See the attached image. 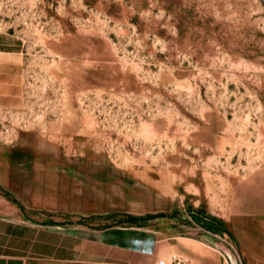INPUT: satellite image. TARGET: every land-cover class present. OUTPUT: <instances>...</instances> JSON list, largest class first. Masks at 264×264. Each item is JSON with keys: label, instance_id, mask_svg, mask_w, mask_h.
<instances>
[{"label": "rangeland", "instance_id": "1", "mask_svg": "<svg viewBox=\"0 0 264 264\" xmlns=\"http://www.w3.org/2000/svg\"><path fill=\"white\" fill-rule=\"evenodd\" d=\"M3 50L0 264H105L85 234L113 228L245 264L229 205L264 167V0H0Z\"/></svg>", "mask_w": 264, "mask_h": 264}, {"label": "crops", "instance_id": "2", "mask_svg": "<svg viewBox=\"0 0 264 264\" xmlns=\"http://www.w3.org/2000/svg\"><path fill=\"white\" fill-rule=\"evenodd\" d=\"M0 53L9 52L3 50ZM229 227L245 255V264H264V167L248 174L235 187L229 205ZM99 232L97 235H85L93 236L92 242L111 251L105 264H159L162 257L171 253L167 246H159L157 237L147 231L134 234L131 229L121 232L113 228L110 233L109 230ZM79 263V257H73L70 262ZM85 263L96 264L91 261Z\"/></svg>", "mask_w": 264, "mask_h": 264}, {"label": "built area", "instance_id": "3", "mask_svg": "<svg viewBox=\"0 0 264 264\" xmlns=\"http://www.w3.org/2000/svg\"><path fill=\"white\" fill-rule=\"evenodd\" d=\"M182 262L177 258L173 259L170 263L167 260L159 261V264H181Z\"/></svg>", "mask_w": 264, "mask_h": 264}]
</instances>
